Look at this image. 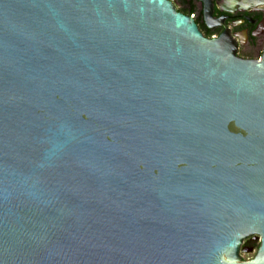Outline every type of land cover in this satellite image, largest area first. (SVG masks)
Here are the masks:
<instances>
[{"label": "water", "instance_id": "1", "mask_svg": "<svg viewBox=\"0 0 264 264\" xmlns=\"http://www.w3.org/2000/svg\"><path fill=\"white\" fill-rule=\"evenodd\" d=\"M237 50L171 0H0V264H264V53Z\"/></svg>", "mask_w": 264, "mask_h": 264}, {"label": "flooded vegetation", "instance_id": "2", "mask_svg": "<svg viewBox=\"0 0 264 264\" xmlns=\"http://www.w3.org/2000/svg\"><path fill=\"white\" fill-rule=\"evenodd\" d=\"M177 9L193 16L201 31L207 36H218L229 28L236 39L237 54L248 59H258L264 53V0H213V16L222 20L209 27L205 20L204 3L202 0H171ZM203 15V18L201 17ZM205 24V26H204ZM262 238L251 235L243 240L238 256L242 261L256 260L264 254L261 253ZM246 254H253L246 259Z\"/></svg>", "mask_w": 264, "mask_h": 264}, {"label": "rangeland", "instance_id": "3", "mask_svg": "<svg viewBox=\"0 0 264 264\" xmlns=\"http://www.w3.org/2000/svg\"><path fill=\"white\" fill-rule=\"evenodd\" d=\"M252 257H253V254H246V255H245V258H246V259H249V258H252Z\"/></svg>", "mask_w": 264, "mask_h": 264}, {"label": "trees", "instance_id": "4", "mask_svg": "<svg viewBox=\"0 0 264 264\" xmlns=\"http://www.w3.org/2000/svg\"><path fill=\"white\" fill-rule=\"evenodd\" d=\"M193 14H194V12H191L190 15H193ZM201 17L203 18V15H201ZM204 26H205V24H204ZM208 37H211V36H208Z\"/></svg>", "mask_w": 264, "mask_h": 264}]
</instances>
